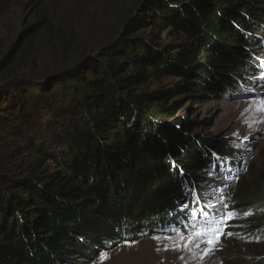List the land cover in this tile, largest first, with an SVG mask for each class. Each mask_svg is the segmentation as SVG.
Here are the masks:
<instances>
[{"label": "trees", "instance_id": "1", "mask_svg": "<svg viewBox=\"0 0 264 264\" xmlns=\"http://www.w3.org/2000/svg\"><path fill=\"white\" fill-rule=\"evenodd\" d=\"M8 3L0 0V13ZM41 4L24 9L35 25H24L13 48L0 14V264H94L149 237L140 224L178 235L167 226L186 201L184 182L197 188L212 154H236L195 134L198 122L173 119L183 98L230 94L234 73L250 70L246 35L261 30L264 0H113L115 14L92 45L61 28L58 14L41 17ZM152 27L176 45L141 35ZM42 48L58 71L44 81L23 77ZM165 79L174 86L154 90ZM41 111L43 124H34ZM235 195L230 203L258 222L264 239V181Z\"/></svg>", "mask_w": 264, "mask_h": 264}, {"label": "rangeland", "instance_id": "2", "mask_svg": "<svg viewBox=\"0 0 264 264\" xmlns=\"http://www.w3.org/2000/svg\"><path fill=\"white\" fill-rule=\"evenodd\" d=\"M8 1L9 3L2 8L0 14L1 30L9 48H13V45L19 41L24 25H28V28L35 25L30 15L24 16L26 14L24 9L30 7L35 9V6L40 2L41 6L46 4L40 13L41 17L45 18L48 13L49 16L58 14L60 27L66 25L67 28L75 29L81 35L84 45H92L97 40L96 38L102 35L103 30L107 29L108 20L115 14V10L110 5L113 0H80L90 3L89 9L86 8V10L74 5L77 3L74 0ZM117 1L119 3L129 2V0ZM141 16L145 18L144 14ZM260 24L262 26L260 31L256 33L249 31L246 35L247 43L252 45V48L249 47V57L250 54L255 55L248 59L250 70L247 72L242 69L234 73L236 82L231 87L230 94L221 95L207 102L194 98H183L182 108L173 119L179 124L185 120L198 122L199 128L195 134L217 139L225 144L231 152L239 154L242 168L240 175L233 181L226 179L222 173H215L218 170L211 169L210 172L206 171L202 175L204 179L198 180V184L196 183L199 200L203 206L219 212L221 215L228 211L240 214L241 207L230 203L231 199L237 198L235 193L241 194L244 188L252 182L264 181V110H257L260 102L264 101V53L262 50H257L261 47L264 52V23ZM141 35L150 36L156 40L160 38L162 47L176 45L171 36L161 34L158 29L153 27L144 30ZM36 65L24 69L20 74L25 77V73L28 72V75H37L34 77H40L43 80L46 75L58 71V62L46 48L41 49ZM237 73L240 75L239 77L236 75ZM5 79L0 76V87L7 84ZM244 79H249V81L243 82ZM56 82H49L45 86L51 87ZM174 83L173 79H165L156 85L154 90L172 88ZM44 113L43 111L39 112L37 117H34L33 123L43 124V119L39 115H44ZM227 151L229 152V150ZM213 155L211 160L214 159ZM184 185L186 201L182 205H178L175 212L178 217L176 226L180 225L179 230L185 231L183 235L154 234L155 230H152L147 224H140L141 231L144 229L149 231L150 236L141 240L125 241L117 249L103 252L107 254L108 258L104 259L102 264H264V239L259 240L260 234L256 235L261 231L260 226L249 216L237 215L234 219L227 220L225 235L220 237V243L212 251H209L211 246L204 236L192 235L195 232L190 231V218L192 217V220L197 218L193 212L198 207L192 205L193 209H190L187 200H190V197L193 198L194 194L190 192L191 188L189 189L185 182ZM183 222L186 224L183 225ZM169 226L173 227L174 225ZM263 231L264 229H262ZM228 232L234 235L227 236ZM153 236L161 237L159 243L152 239ZM181 236L190 237L191 242L188 239L180 240ZM165 237L169 239H165ZM176 243L180 244L178 251L173 250ZM165 246L169 250L165 251ZM157 248L160 250L158 251ZM94 264H101V255Z\"/></svg>", "mask_w": 264, "mask_h": 264}, {"label": "snow or ice", "instance_id": "3", "mask_svg": "<svg viewBox=\"0 0 264 264\" xmlns=\"http://www.w3.org/2000/svg\"><path fill=\"white\" fill-rule=\"evenodd\" d=\"M257 110H264V101H261L260 104L257 106ZM237 215H239V213L235 212V211H228L226 213H224L219 220V224L217 227L215 228H207L205 230V232L202 233H194L192 235H196V236H203V235H208L209 239L207 240V243L211 246V248L209 249V251L214 250V248L220 243V237L225 235L224 229L227 227V220L229 219H234ZM211 223V222H209ZM227 236H232L234 235L231 232H228L226 234ZM152 239L156 240L158 243L161 240L160 236H153ZM165 239H169L168 237H165ZM184 239H188L189 242H191V238L190 237H184L181 236L180 240H184ZM157 250L159 251L160 249L157 248ZM165 251L169 250L167 246H165ZM173 250H180V244L176 243L173 247ZM107 254L103 253L101 254V264L103 262L104 259H107Z\"/></svg>", "mask_w": 264, "mask_h": 264}, {"label": "bare ground", "instance_id": "4", "mask_svg": "<svg viewBox=\"0 0 264 264\" xmlns=\"http://www.w3.org/2000/svg\"><path fill=\"white\" fill-rule=\"evenodd\" d=\"M191 185V184H190Z\"/></svg>", "mask_w": 264, "mask_h": 264}]
</instances>
